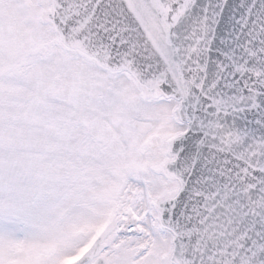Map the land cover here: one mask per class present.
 I'll list each match as a JSON object with an SVG mask.
<instances>
[{"label": "snow or ice", "instance_id": "obj_1", "mask_svg": "<svg viewBox=\"0 0 264 264\" xmlns=\"http://www.w3.org/2000/svg\"><path fill=\"white\" fill-rule=\"evenodd\" d=\"M0 264H264V0H0Z\"/></svg>", "mask_w": 264, "mask_h": 264}]
</instances>
